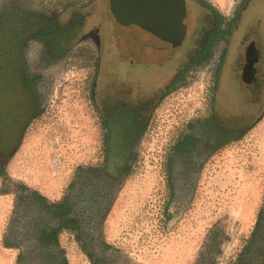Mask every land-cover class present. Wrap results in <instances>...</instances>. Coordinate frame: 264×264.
<instances>
[{
	"label": "rangeland",
	"instance_id": "rangeland-1",
	"mask_svg": "<svg viewBox=\"0 0 264 264\" xmlns=\"http://www.w3.org/2000/svg\"><path fill=\"white\" fill-rule=\"evenodd\" d=\"M80 1L88 7L82 14L92 13L96 6L102 9V22L94 24L93 18L88 22L98 29L106 46L102 45L98 58L94 53L68 58L54 89L48 90L41 117L32 124L0 176V253L5 252L2 241L14 216L21 185L58 201L67 193L78 166L99 159L100 122L89 97L92 75L98 67L96 59L101 84L107 81L114 89L140 85L150 91L168 85L175 72L187 66L188 58L181 55L193 52L187 49V36L182 47L171 51L170 59L163 53L161 58L149 55L134 35L138 31L114 22L110 0L92 7V0ZM205 1L228 18L241 10L240 0H221L222 5L217 6ZM240 13L242 19L233 26L226 58V42H219L210 60L169 90L152 114L132 153L134 161L124 176L115 206L113 200L105 218L102 238L106 246L94 248L102 264H234L251 238L264 204V91L251 95L248 82L238 77L245 47L264 33V0H250ZM202 14L205 29H209L211 17L205 11ZM195 25L188 35L194 33ZM258 67L264 73V53ZM210 88L219 105L220 119L234 121L237 117L231 112L247 113V134L216 155L209 169L181 171L174 161L168 168V152L180 123L209 98ZM243 97L247 106L240 101ZM255 100L257 104H253ZM197 174L198 180L192 181ZM165 205L170 210L167 215ZM60 243L70 264H89L73 234H62ZM8 252L14 264L18 251Z\"/></svg>",
	"mask_w": 264,
	"mask_h": 264
},
{
	"label": "flooded vegetation",
	"instance_id": "flooded-vegetation-1",
	"mask_svg": "<svg viewBox=\"0 0 264 264\" xmlns=\"http://www.w3.org/2000/svg\"><path fill=\"white\" fill-rule=\"evenodd\" d=\"M40 1L0 0V171L6 170L8 161L21 148L30 127L41 117L48 103V90L54 89L53 84L59 73L65 71L64 64L68 58L72 55L90 57L92 53L98 58L99 52L103 51L102 45L106 46L98 29L93 26L103 21L101 8L96 6L92 8V13L82 14L88 7L83 6L80 0ZM188 1L193 6L196 22L194 33L187 34V49L193 52L181 55V58H188L187 66L175 72L173 80L166 87L146 91L140 85L114 89L107 81L101 84V68L96 59L98 67L92 75L89 97L100 122L99 159L95 163L78 166L65 196L58 201L50 200L53 203L66 202L69 216L77 221L73 229L62 228L59 231V243L62 234H73L89 264H102L94 248L106 246L102 238L105 218L113 200L115 206L124 176L134 161L132 153L151 123L152 114L168 96L169 90L185 82L189 73L210 60L207 58L210 54L212 56L219 42H226L223 54V58H226L231 46L229 42L234 36L233 26L239 18L242 19L240 11H244L250 3V0H240L241 10H235L232 18H228L219 9L211 10L197 0ZM91 2V7L101 4V0ZM203 11L211 17L209 29H205ZM92 18L94 24H89ZM85 20L87 23H84ZM222 36L223 39L216 43V39ZM263 53L264 33L258 41H251L245 47L244 62L239 70L238 78L248 82L247 89L253 96L264 91V73L258 67ZM210 89L209 98L203 99L193 114L180 123L175 142L168 152V168L171 169L174 161L181 171L201 172L209 169L214 166L216 155L227 145L240 142L247 134V113H228L237 117L234 121L220 119L217 111L219 105L214 98L213 88ZM244 98L240 101L246 105ZM257 103L255 100L253 104ZM52 122L55 123L54 120ZM199 174L192 181H197ZM170 185L175 193L174 185ZM165 207L168 208L167 205ZM168 211L169 208L165 211L166 215ZM16 217L15 208L3 243L5 246L8 239L15 245L19 244L17 247H5L18 251L14 264H26L19 261V255L31 243L21 242L27 236L22 228L23 223ZM255 225L251 238L234 264H264V204ZM18 234L20 239L17 238ZM60 247L64 250L61 243ZM65 257L70 264L66 253Z\"/></svg>",
	"mask_w": 264,
	"mask_h": 264
},
{
	"label": "water",
	"instance_id": "water-1",
	"mask_svg": "<svg viewBox=\"0 0 264 264\" xmlns=\"http://www.w3.org/2000/svg\"><path fill=\"white\" fill-rule=\"evenodd\" d=\"M110 9L114 22L138 31L134 35L147 54L158 58L163 53L170 59L195 24L188 0H110Z\"/></svg>",
	"mask_w": 264,
	"mask_h": 264
},
{
	"label": "trees",
	"instance_id": "trees-1",
	"mask_svg": "<svg viewBox=\"0 0 264 264\" xmlns=\"http://www.w3.org/2000/svg\"><path fill=\"white\" fill-rule=\"evenodd\" d=\"M197 1L211 10L216 9L205 0ZM222 39L223 36L218 37L215 42ZM209 58L211 54L207 59ZM4 174L5 171H0V176ZM19 188L21 193L16 203V219L20 218L27 236V239L21 242L31 243V246L19 255V261L26 264H68L64 250L60 247L59 231L62 228L73 229L77 221L73 216H69L70 210L67 203H53L37 190H31L25 185ZM77 237L80 240V236ZM5 246L12 248L19 244L15 245L7 239Z\"/></svg>",
	"mask_w": 264,
	"mask_h": 264
},
{
	"label": "crops",
	"instance_id": "crops-1",
	"mask_svg": "<svg viewBox=\"0 0 264 264\" xmlns=\"http://www.w3.org/2000/svg\"><path fill=\"white\" fill-rule=\"evenodd\" d=\"M214 5L217 6V3H219V5H222V1L221 0H211ZM218 5V7H219ZM2 248L5 252H1L0 253V264H12V259H13V255L10 254L11 252H8L9 254H7V251H9L5 246L4 243L2 241ZM4 253V254H3Z\"/></svg>",
	"mask_w": 264,
	"mask_h": 264
},
{
	"label": "bare ground",
	"instance_id": "bare-ground-1",
	"mask_svg": "<svg viewBox=\"0 0 264 264\" xmlns=\"http://www.w3.org/2000/svg\"><path fill=\"white\" fill-rule=\"evenodd\" d=\"M49 192V191H48Z\"/></svg>",
	"mask_w": 264,
	"mask_h": 264
}]
</instances>
